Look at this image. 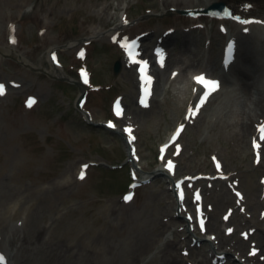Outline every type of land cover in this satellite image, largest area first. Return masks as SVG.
Listing matches in <instances>:
<instances>
[{
    "label": "rangeland",
    "instance_id": "obj_1",
    "mask_svg": "<svg viewBox=\"0 0 264 264\" xmlns=\"http://www.w3.org/2000/svg\"><path fill=\"white\" fill-rule=\"evenodd\" d=\"M212 1L0 0V48L14 51L0 55L6 264H167L172 257L179 264H264L217 243L226 238L246 253L257 246L264 254V0H222L231 11L225 19L177 14ZM91 35L87 44L61 49ZM132 41L140 45L136 61H148L153 78L147 96L139 64L125 63L123 45ZM54 48L61 76L52 74ZM194 74L220 87L189 119L204 95L191 82ZM75 82L85 90L81 108ZM250 122L252 134H243ZM181 125L161 161V145ZM126 128L135 138L132 163ZM169 161L171 179L158 172ZM135 181L143 182L132 189ZM10 205L15 216L4 215Z\"/></svg>",
    "mask_w": 264,
    "mask_h": 264
},
{
    "label": "snow or ice",
    "instance_id": "obj_2",
    "mask_svg": "<svg viewBox=\"0 0 264 264\" xmlns=\"http://www.w3.org/2000/svg\"><path fill=\"white\" fill-rule=\"evenodd\" d=\"M237 19L239 20V18H237ZM254 22L255 21H248V20H244L243 21V23H245V24L254 23ZM247 30H248L247 28L244 29V31H247ZM123 46L128 49L129 57L134 59V53L132 51V48L129 47L126 43ZM134 46L135 45L133 43L132 47H134ZM80 55L83 56V52H81ZM157 56H158L157 62L161 65V67H163L164 66V62H163L162 59H159V57H160V50L159 49H157ZM53 59H55V55L54 54H53ZM134 62L139 64V65H143V67L140 68L141 80H142V82L144 84V87H143L142 91H143V94L145 96L150 95L151 89L148 86L152 83L153 78H152L151 75H147L146 71H145L147 66H148V61H144V60L135 61L134 60ZM81 76L83 77L84 83L87 84L88 83V78H87L86 73L83 70L81 71ZM195 81L198 84H200L203 87V89H205V92H204L203 97H197V99L200 101L199 105H194L193 108H191L189 110V115H188L189 119H192L195 115L199 114L200 108L203 107V105L206 103L208 97L212 93L216 92L219 89V87H220V82L219 81L209 80V79L205 78L204 76H196L195 77ZM3 91H4V86L0 85V95L3 94ZM141 104L144 105L145 107H147V103H146L145 99H143V98L141 99ZM29 107H31V101L29 102ZM120 114H121L120 111L117 110V115L119 116ZM109 127H115V125H113L111 122H109ZM182 129H183V125H181L180 128L177 130V133H176L177 136L180 134V131H182ZM125 131L129 133V136H130L131 139H134V137L131 136V133H132V129L131 128H126ZM260 131L262 133H264V126L261 127ZM175 138L176 137L174 136L173 139L175 140ZM177 147H179V146H177ZM162 151H163V149H162ZM84 167L86 168L87 165H85ZM167 167H168L169 171L172 170L173 165H172L171 161L168 162ZM80 176H81V179H83V177H84V172L83 171H81ZM180 195H181V199H182L183 198V193L181 192ZM199 198H200L199 195H197L196 199L198 200ZM124 199H125V201H129V200L132 199V197H131V195H128V196H125ZM200 224H201V228L203 229V224H204L203 220L200 221ZM229 231H231V229H229ZM0 261H3V257L2 256H0Z\"/></svg>",
    "mask_w": 264,
    "mask_h": 264
},
{
    "label": "bare ground",
    "instance_id": "obj_3",
    "mask_svg": "<svg viewBox=\"0 0 264 264\" xmlns=\"http://www.w3.org/2000/svg\"><path fill=\"white\" fill-rule=\"evenodd\" d=\"M2 51V52H1ZM1 53H11L12 55H14V51L13 50H10L8 49L7 47H5L4 49H1ZM137 51V50H136ZM126 64H129L127 63V61H125ZM53 65V64H52ZM54 66V65H53ZM54 75H57V76H61L63 75L62 72L60 71L59 68H56L54 67V70H53V73ZM244 77H246L247 79H249V77L247 75L244 74ZM260 104V102H258ZM257 103V105H258ZM261 107V106H260ZM253 123L250 122V123H246L243 125V127L241 128V131H243V134H252V130H253ZM124 134V133H123ZM128 144V143H127ZM129 152V155L132 154V149L130 147H128V151ZM159 173H162V174H165L164 173V170H158ZM173 186V185H172ZM18 210L16 209V207L14 206H9L8 207V211L6 210V212L4 213L5 214H9L10 216H15L16 214H18ZM229 221V219H224L218 223L215 224V229L218 230L219 229V225L221 223H224L226 224L227 222ZM205 229H207V221L205 223ZM208 230V229H207ZM180 233V232H178ZM224 233L222 231H219L218 233V236L220 237V235H223ZM234 232L231 231L229 232V235H233ZM247 235H249V231L247 230L246 233L242 234L241 237L242 239L247 237ZM218 237V238H219ZM217 238V237H216ZM219 244V249H223V247H227L229 246L233 251H237L239 252L238 254L240 256H242L246 262H249L251 263L252 261L256 262V263H264V254L263 253H260L261 250L260 248H258L257 246L255 248H257L258 250H256L255 252L256 253H250V252H244L242 249V246L238 245L237 243H231L230 241H228L226 238H223L222 241L221 240H218L217 242ZM214 251V250H213ZM134 258V256H132ZM167 264H179V262H177L174 257H172L171 259L167 260ZM198 264H202L201 262H198Z\"/></svg>",
    "mask_w": 264,
    "mask_h": 264
},
{
    "label": "water",
    "instance_id": "obj_4",
    "mask_svg": "<svg viewBox=\"0 0 264 264\" xmlns=\"http://www.w3.org/2000/svg\"><path fill=\"white\" fill-rule=\"evenodd\" d=\"M225 10L226 7L223 3H214L211 8H209L208 10H205L204 13L205 14H209V15H216L218 17H222L225 15ZM115 74H118L120 71V65L119 63H117L115 65Z\"/></svg>",
    "mask_w": 264,
    "mask_h": 264
}]
</instances>
